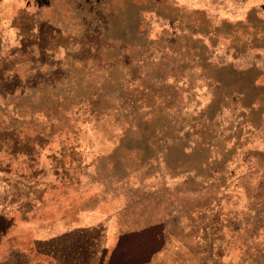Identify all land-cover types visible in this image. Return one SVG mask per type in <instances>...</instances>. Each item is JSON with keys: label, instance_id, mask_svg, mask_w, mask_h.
<instances>
[{"label": "rangeland", "instance_id": "rangeland-1", "mask_svg": "<svg viewBox=\"0 0 264 264\" xmlns=\"http://www.w3.org/2000/svg\"><path fill=\"white\" fill-rule=\"evenodd\" d=\"M75 1L82 66L0 85V239L32 187L157 235L148 264H264V0Z\"/></svg>", "mask_w": 264, "mask_h": 264}, {"label": "crops", "instance_id": "crops-1", "mask_svg": "<svg viewBox=\"0 0 264 264\" xmlns=\"http://www.w3.org/2000/svg\"><path fill=\"white\" fill-rule=\"evenodd\" d=\"M46 1L42 7L39 0H0V85L8 86L13 97L23 84L41 83L51 71L64 74L76 61L81 67L82 53L93 52L88 42L83 44L82 27L74 18L76 1ZM27 23L30 30L22 29ZM29 188L10 192L14 201L9 204L31 216L17 220L26 225L24 232H17L16 223V233L0 239L8 245L0 264H15L16 256L17 264H38L36 256L42 264H148L162 247L155 234L146 240L145 228L108 238L93 212L67 206L51 211L44 189Z\"/></svg>", "mask_w": 264, "mask_h": 264}]
</instances>
